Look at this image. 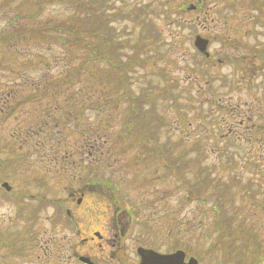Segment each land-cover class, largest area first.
Returning <instances> with one entry per match:
<instances>
[{
    "label": "flooded vegetation",
    "instance_id": "1",
    "mask_svg": "<svg viewBox=\"0 0 264 264\" xmlns=\"http://www.w3.org/2000/svg\"><path fill=\"white\" fill-rule=\"evenodd\" d=\"M241 1L172 0V23L196 25V29L187 34L171 33V38L194 40L201 34L211 48L216 47L211 49L209 68L219 71L232 66L243 73L242 83L247 86V73L264 74V3L259 17L249 10L239 18L236 5ZM248 4L254 7V2ZM233 99L239 101L227 99L222 126L229 136L242 140L245 161L251 163L243 166L264 167V127L255 120L264 116V96L250 97L236 106ZM24 101L0 96V264H140L139 247H168V234L158 231L151 236L145 225H137L133 218L141 214L139 221L158 220L159 210L122 208L101 185L105 179L91 176V164L85 159L95 146L88 138L69 154L78 160L30 164L9 160L10 142L25 152L28 141L38 140L40 147L42 140L35 131L26 132L24 124L7 132L10 115L22 108ZM79 101L86 106L90 99ZM62 146L51 145L48 154L55 158ZM255 212L264 214V210Z\"/></svg>",
    "mask_w": 264,
    "mask_h": 264
},
{
    "label": "rangeland",
    "instance_id": "2",
    "mask_svg": "<svg viewBox=\"0 0 264 264\" xmlns=\"http://www.w3.org/2000/svg\"><path fill=\"white\" fill-rule=\"evenodd\" d=\"M2 1L5 2L3 3ZM8 3L7 0H0V5ZM108 3L109 4L105 7L106 9H104V14L113 22L112 24L115 26L114 34H119L120 36L116 38V44L120 42L122 48H117V51L120 49L121 52H125L126 54L120 57L121 64H130L132 66L131 69H128L127 74L130 73L129 75L134 82L135 91L138 90V94L143 93L139 90L143 84H148V86L156 85L157 87L165 86L174 93L175 96L181 97L182 100L180 104L184 106L182 113L185 116L186 124L193 123L197 108L200 107V112L203 111L202 105H197V103L201 100L200 97L205 96V92H209L208 90H210V87L207 88V82L205 81L209 79L206 78L207 75L204 72L201 74L195 71L173 72L167 69L171 67L173 70H178L179 68L189 67L193 64L192 62L184 63V61L176 62L178 59L181 60L182 58L190 56V52L192 55L194 54V47L189 46L188 38L175 40L171 38V33L180 32L187 34L189 31L184 28V25H170V18L168 21V19L165 18L166 12L163 11L166 8L160 5L161 1L159 0H109ZM144 5L150 7L152 14L147 20L149 21L150 19L149 24L146 23L141 25V20L145 22L143 19ZM137 9H139V11L141 10V16L139 15L135 18ZM66 10L65 7L59 4L48 5L45 11V17H61ZM192 15L193 14H190L189 16L192 17ZM5 18H8L6 14L0 13V27L6 23ZM150 25H152V28L149 27ZM150 29L153 30L151 31L152 33L155 32V37L150 35ZM147 33L149 34V39H147ZM135 47L137 49L135 53H133ZM212 48H216L215 45L214 47L212 46ZM139 49H141V51L139 56H137L136 53H138ZM186 52L189 54L186 56L181 55V53ZM176 54L179 57H177ZM138 57H140V59H138ZM137 61H142V63L136 64ZM220 72L223 73L220 74L222 77L229 75L230 66H225ZM122 75L120 78L121 92L125 88V85L122 84ZM256 78L259 82V88L255 92L257 96H264V76L260 75ZM12 80L17 79L15 78ZM113 81L114 79L110 77L109 82L113 84ZM225 83H228V81H225ZM216 84H218L219 87L218 81ZM184 88L189 94L182 98L181 95L177 94V91L180 89L183 90ZM157 90L159 89L157 88ZM217 91L220 93L219 97L223 99L233 96L242 99V101L247 100L248 91H242V93L236 91V93H233V91H231L227 85H223V83ZM168 94L169 93H166L167 96ZM191 98H195V103L190 101ZM242 101L237 102L234 100L233 103L240 104ZM164 103L165 101L160 99V110L164 108L162 107ZM204 108L206 109V105H204ZM201 114L207 113L202 112ZM170 116L175 120L173 114ZM8 127L10 130L13 128L12 121L9 122ZM7 132L11 133L12 131ZM10 146V149H14V147L15 149L18 148V145L13 142H10ZM184 149L185 151L189 150L185 164H183L182 167L178 164H169V177L168 181L165 182L160 180L159 183H157L153 178V176L156 175V171H154V174H150L146 166H137L136 164L135 167L133 164H125L126 175L129 177L127 179L128 181L116 186L120 193L119 198L123 206L141 209L145 207L143 204L145 201L148 202V200H150L153 196L152 194L158 191L160 194L165 195L166 193L169 195V200H164V202H162V210L165 212L163 216V222L165 223L163 227L165 231H168V229L170 230L171 226L177 225L182 218L185 219L188 225L185 235L183 233L178 234L171 232L172 236L170 238V243H173V245L185 246L190 252L201 256L205 264H251L254 258L252 257V250L250 247L246 248L243 242L250 238H252L253 241L257 240L259 233L258 230L251 231L253 222L247 223L239 219V216L243 218L244 214L248 213V210L257 209V206L261 204L262 201L259 199L253 201L255 207L251 206V203L247 204L245 200H242V191H244V186L247 183L245 178L236 180L235 184L231 180L237 174L241 173V164H248V162L245 161L247 152L234 150L235 152L233 154L235 159L232 157V161H235L233 164H238V167L235 165L231 171V169H227L226 164L220 162L216 164L214 161V158H216L215 154L206 151L201 152V163H194L196 155L188 145L182 147L181 150H177L176 148L174 153L178 154ZM14 150H11V155L30 158L27 157L24 152ZM185 151L183 153H185ZM133 152L136 151L133 150ZM131 154L132 153L129 152L127 156H131ZM26 162L28 161L24 160L23 164ZM28 164H30V162ZM230 171L233 172V174H231ZM5 173L8 175V172ZM202 173L210 175L211 184L206 182L204 186L205 192L201 194L200 200L194 202L193 199H190L191 196L189 195L193 194L191 191L192 189L198 188L201 183H204L202 180H199ZM114 175L115 174H112L111 170L106 168V177H113ZM259 178L260 176H257V180ZM226 185L228 186L226 187ZM221 192H226L227 194L222 196ZM228 193L234 195L235 199L231 200ZM219 198H221V203L223 204L221 213L224 216H222V218L230 219L234 217L235 226L229 229L230 232L224 231L225 233H223L222 230H217V223L219 221L217 217L218 214L212 210L211 206L213 205L212 203L215 200H219ZM239 205H242L241 209L237 208ZM151 206L149 202V207L153 208ZM166 208H168V211L165 210ZM166 213H168V216ZM235 217H238L236 221ZM246 221L248 220L246 219ZM256 223L258 224V220H256ZM242 228H244V230ZM153 231L156 232L157 229ZM241 240H243V242H241ZM255 243L259 251H264V241L260 240Z\"/></svg>",
    "mask_w": 264,
    "mask_h": 264
},
{
    "label": "trees",
    "instance_id": "3",
    "mask_svg": "<svg viewBox=\"0 0 264 264\" xmlns=\"http://www.w3.org/2000/svg\"><path fill=\"white\" fill-rule=\"evenodd\" d=\"M9 2L8 11V28L4 33L9 34L8 39L3 41L8 42V47L15 49L27 48L34 49L41 53V68L50 70V67H55L52 73L45 72L40 78L43 83L41 96H49L48 92L51 83L72 82L73 89L71 92L61 90L59 94L65 96H85V91L82 86L87 87V97L96 98L103 96L118 95L121 88L120 80L117 74L127 72V68L108 69L107 77L112 74L111 79H114L113 84L110 82V89H107L104 73L101 69V64L108 62L112 67L118 65L117 59L125 54H119L117 48H122V44H116L115 27L112 22H105L103 12L104 0H7ZM5 2V1H4ZM3 2V3H4ZM2 3V4H3ZM59 4L65 9V13L61 17L46 18L45 11L48 4ZM0 5V11H3V5ZM135 47L133 50H136ZM90 50L91 53L86 51ZM108 50L107 52H101ZM139 49L137 56H139ZM105 59V61H104ZM140 59V57H138ZM140 62V61H139ZM129 67L130 64L122 65ZM123 84V82H122ZM122 95L136 96L135 92L130 90L131 81L127 80L124 84ZM52 88H57V85L52 84ZM146 86L142 87L144 96L154 94ZM161 90V89H160ZM178 95L185 97L189 94L184 88L177 91ZM176 105H179L180 99L178 96L173 98ZM187 102V100H186ZM174 103V104H175ZM173 104V105H174ZM101 110H96L98 113ZM108 112L107 115H111ZM141 115L140 112L135 114L126 113L127 121L135 115ZM145 118V115H144ZM222 209L223 205L219 204ZM224 223H227L225 220Z\"/></svg>",
    "mask_w": 264,
    "mask_h": 264
},
{
    "label": "water",
    "instance_id": "4",
    "mask_svg": "<svg viewBox=\"0 0 264 264\" xmlns=\"http://www.w3.org/2000/svg\"><path fill=\"white\" fill-rule=\"evenodd\" d=\"M200 46V44H198ZM202 50L206 49V44L200 46ZM142 264H185L184 252H179L171 256L161 255L154 251L149 252L148 255H144ZM190 264H199L196 259H191Z\"/></svg>",
    "mask_w": 264,
    "mask_h": 264
}]
</instances>
